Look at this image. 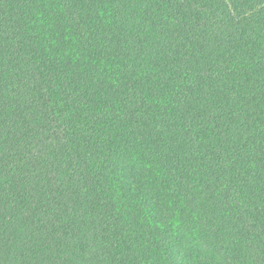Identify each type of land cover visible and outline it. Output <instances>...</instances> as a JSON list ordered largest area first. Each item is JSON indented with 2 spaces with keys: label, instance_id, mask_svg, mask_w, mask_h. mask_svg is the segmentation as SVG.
Masks as SVG:
<instances>
[{
  "label": "trees",
  "instance_id": "1",
  "mask_svg": "<svg viewBox=\"0 0 264 264\" xmlns=\"http://www.w3.org/2000/svg\"><path fill=\"white\" fill-rule=\"evenodd\" d=\"M0 264H264V0H0Z\"/></svg>",
  "mask_w": 264,
  "mask_h": 264
}]
</instances>
